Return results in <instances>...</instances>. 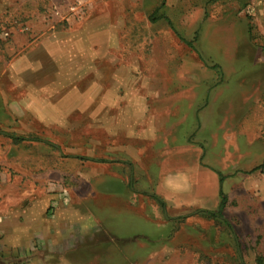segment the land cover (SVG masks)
Returning <instances> with one entry per match:
<instances>
[{"label":"rangeland","instance_id":"374dc122","mask_svg":"<svg viewBox=\"0 0 264 264\" xmlns=\"http://www.w3.org/2000/svg\"><path fill=\"white\" fill-rule=\"evenodd\" d=\"M13 26L29 47L11 48L4 32ZM74 27L90 52L65 33ZM243 29L264 48V0H0V94L20 92L8 63L23 55L29 65L28 114L1 119L28 141L17 150L30 159L12 163L8 173L23 190L35 175L41 188V175L45 193L59 195L60 219L47 245L30 246L22 257L12 251L0 264H242L240 257L264 264V168L253 170L264 160V90L247 77L205 85L195 78L201 63L208 71L218 61L230 66L229 49L245 39ZM58 33L69 42L38 45ZM210 90L226 112L205 118L207 147L196 130L184 148V127L156 107L163 98L148 101L157 121L152 133L149 112L133 111V93ZM108 107L124 108V131L103 129L100 110ZM194 145L211 162L201 158L202 180L193 159L186 163L203 194H169L164 175L180 166L175 153L191 158ZM221 175L232 229L201 210L217 209Z\"/></svg>","mask_w":264,"mask_h":264},{"label":"crops","instance_id":"0c3cea01","mask_svg":"<svg viewBox=\"0 0 264 264\" xmlns=\"http://www.w3.org/2000/svg\"><path fill=\"white\" fill-rule=\"evenodd\" d=\"M80 28L74 27L65 33L68 36L74 38L77 36L80 38V44L77 41L78 48L88 53L90 52V43L82 40L84 32H82ZM4 33L10 36L14 42L12 43V49L16 47L20 48L21 46L24 48L30 46V41H28L29 38L27 40V37H25L27 35L17 30L16 26L7 29ZM60 34L61 33H58V35L54 34L50 40L43 41L38 45H49L52 42L57 47H60L63 43H68V37ZM241 35H245V39L240 41V46L235 44L229 49L233 54L230 57L231 61L228 68H225L227 63L218 61L219 65H214V70L208 71L202 63H198L199 65L195 70L197 73L195 78L198 83L205 85L207 81L213 84L214 77L220 78V81L223 79L224 83L227 81L225 77H247L251 84L256 86L254 90H264V58L260 54L261 50L264 48L256 42V39H253L252 36H254V34L250 29H243ZM99 58L102 59L103 56ZM27 59L28 57L25 58V56L23 57V55H21L19 59L11 60L8 63L10 64L9 66L13 68V70L10 71V76H13L11 78L16 84L15 89L20 90V92L14 93L17 94L14 98H11L9 93L2 92L0 94L1 100H3L5 104V107H0V132L2 131L5 133L0 134V259H6L7 256L5 254H10L12 251L16 252V256L20 254L22 257V255L28 253L30 246L34 248L47 245L48 241H50L48 237L55 234L60 222V219L57 218L59 215L57 209L59 208L57 207L55 209V205L59 206V195L50 194L49 192L45 193L44 178H42L41 175V188L38 187V176L35 175L32 180V188L23 190L21 187L12 186V175L8 173L12 163H21L22 161H28L30 159L28 152L23 154L22 150H17L18 147L23 146V142L28 144V141H22L19 134H10L16 130L1 119V116L8 115L10 118H20V121H22V118L28 114L29 94L27 90L23 91V88L27 89L28 83L29 65ZM205 73L209 75L208 80H205ZM184 80L185 79L182 77L180 82L183 83ZM19 86L20 89H17ZM23 92H25V94H23ZM152 96L158 97V99L163 98L165 102L157 104L156 107L163 106L166 108L171 117L170 122L180 124L179 126L181 129L184 127L185 149L188 147L189 133L196 130V140L202 144L205 142L207 147L210 137L208 133H206L207 130H205V118L209 115H217L220 117V115L226 112V108L218 106L216 102L219 100L218 93L212 90L205 94L188 91L165 92L159 94L150 93L147 95L133 93V111L139 113L147 110L149 112L150 117L147 121L150 126V133L153 132V126L150 124L153 123L154 125L157 122L153 116L155 113L149 111L150 104L148 101L154 98ZM12 99L16 102H13ZM106 104H108V101H106ZM145 106L146 108H142ZM122 109L119 107L116 109L108 107L106 110L104 108L100 110L103 117V129L106 128L107 131L111 132L124 131L125 119ZM182 138L181 136V139ZM34 144L44 146V144L37 141H35ZM13 148H16L17 151H13ZM192 150L193 155H191V158H189L187 152L183 154L175 153L176 156L180 157L181 164L164 175V189L169 194L186 195L189 193H197L199 195V193L204 190V184H194L192 182L194 179V175H192L193 170H191L186 163L189 162L190 159H193L192 163L197 165L198 171L201 174L199 179L202 180L203 174L206 173L205 170L207 169L200 162L203 159L202 157H205L203 159L205 164H211V162L208 161V156L206 158L205 151L202 150L201 145H194V149L192 148ZM34 158V163L44 162L41 156H34ZM48 161L53 163V159ZM17 178L16 180L18 182L16 184H20L21 175H18ZM52 219L53 221L56 219L57 223L51 225V222H53Z\"/></svg>","mask_w":264,"mask_h":264},{"label":"trees","instance_id":"16d2710c","mask_svg":"<svg viewBox=\"0 0 264 264\" xmlns=\"http://www.w3.org/2000/svg\"><path fill=\"white\" fill-rule=\"evenodd\" d=\"M157 19L158 17H154V20H157ZM196 36H198V33H196ZM258 168H261V169L264 168V160L259 166L255 167L253 170L258 169ZM223 182H224V177L221 175L220 176V191H219L220 201H219L218 207H216L217 209L216 210L201 209V210L207 213L211 217L220 218L222 221H224V223H226L232 229V226L229 223L225 215V209H226L225 207H227L228 195L224 191ZM157 199L163 207L166 206L163 199L159 197H157ZM240 258H241L242 264H246L244 259L242 257ZM259 264H261V260L259 261Z\"/></svg>","mask_w":264,"mask_h":264},{"label":"bare ground","instance_id":"6f19581e","mask_svg":"<svg viewBox=\"0 0 264 264\" xmlns=\"http://www.w3.org/2000/svg\"><path fill=\"white\" fill-rule=\"evenodd\" d=\"M194 194H195V193H194ZM196 194H197V193H196ZM202 194H203V193H202ZM207 194H209V193H207ZM207 194H206V195H207ZM197 195H198V194H197ZM206 195H205V198H206ZM189 196H190V195H189ZM195 196H196V195H195ZM195 196H194V197H195ZM198 196H199V195H198ZM196 197H197V196H196ZM202 197H203V196H202ZM203 198H204V197H203ZM207 199H208V198H207ZM189 202H191V201H189ZM183 203H185V202L183 201Z\"/></svg>","mask_w":264,"mask_h":264},{"label":"built area","instance_id":"2783aa9c","mask_svg":"<svg viewBox=\"0 0 264 264\" xmlns=\"http://www.w3.org/2000/svg\"><path fill=\"white\" fill-rule=\"evenodd\" d=\"M71 9H74L73 7Z\"/></svg>","mask_w":264,"mask_h":264}]
</instances>
